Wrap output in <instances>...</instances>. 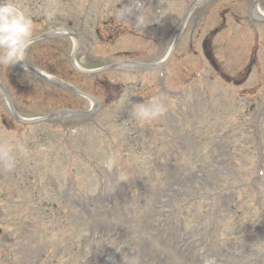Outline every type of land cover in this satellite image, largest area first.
<instances>
[{"label": "rangeland", "instance_id": "374dc122", "mask_svg": "<svg viewBox=\"0 0 264 264\" xmlns=\"http://www.w3.org/2000/svg\"><path fill=\"white\" fill-rule=\"evenodd\" d=\"M82 1L58 4L59 21L50 0L18 3L32 18V34L44 29L41 9L55 30L83 29L89 39L75 60L84 69L131 58L160 63L174 38L176 48L160 64L163 78L135 66L100 73L98 100H111L113 82L122 94L89 117L25 125L0 92V240L11 252L0 248V260L264 264V0H114L109 9V0ZM85 7L94 11L90 19ZM110 12L117 21L101 23L95 36L96 21ZM70 39L36 42L25 60L88 90L98 79L72 71ZM2 81L24 119L90 105L4 64ZM156 100L162 115H136ZM158 146L164 168L152 156Z\"/></svg>", "mask_w": 264, "mask_h": 264}, {"label": "clouds", "instance_id": "9594fccd", "mask_svg": "<svg viewBox=\"0 0 264 264\" xmlns=\"http://www.w3.org/2000/svg\"><path fill=\"white\" fill-rule=\"evenodd\" d=\"M120 10V15H125ZM33 30L32 18L21 9L17 0H0V64L12 66L24 62ZM141 119L157 118L164 108L159 100L135 110ZM9 167L12 166L9 160Z\"/></svg>", "mask_w": 264, "mask_h": 264}, {"label": "bare ground", "instance_id": "6f19581e", "mask_svg": "<svg viewBox=\"0 0 264 264\" xmlns=\"http://www.w3.org/2000/svg\"><path fill=\"white\" fill-rule=\"evenodd\" d=\"M253 10H254V11H253L254 16L256 17L257 14L259 13L258 11H260V9H259V8H254ZM263 15H264V14H262V16H263Z\"/></svg>", "mask_w": 264, "mask_h": 264}]
</instances>
